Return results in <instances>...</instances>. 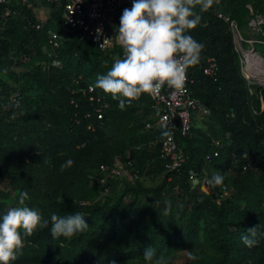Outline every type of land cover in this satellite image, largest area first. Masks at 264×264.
<instances>
[{
  "label": "trees",
  "instance_id": "obj_1",
  "mask_svg": "<svg viewBox=\"0 0 264 264\" xmlns=\"http://www.w3.org/2000/svg\"><path fill=\"white\" fill-rule=\"evenodd\" d=\"M248 1L225 0L222 9L240 25V11L249 14ZM18 6L22 14H12L8 18L2 17L3 6H0V71L9 75L14 83L11 86L7 80H2L0 88V182L9 184V188L0 187V212L9 208L6 201L11 194L16 198L14 207L20 195L26 192L25 204L38 209L44 219L50 221L53 213L63 216L80 212L89 225L82 233L58 239H53L50 223L46 228H37L32 235L23 237L24 247L12 264H131L144 259L147 246H152L156 254L190 250L201 244L204 215H210L213 225L205 231L204 239L218 256L201 264H264V175L257 171L264 168V110H261L258 93L260 86L255 84L256 93H250L247 79L237 70L239 53L234 48L232 32L228 23L215 15L211 0L204 8L195 5L199 22L189 30V34L203 45L198 62L191 66L195 77L192 88L220 122L222 132L206 133L205 139L193 140L191 133L199 129L193 123L189 135L179 136L183 142L187 141L188 145L182 150L188 159L181 174L173 175L170 181L166 174L164 185L169 184L171 190L177 186L179 196L185 198V202L180 203L178 215L187 217L184 231L180 230L172 207L165 209L156 205L151 212L143 209L141 220L134 214H127L121 202L97 199L100 188L94 179L99 165L111 162L114 156L122 155L130 145L139 142L132 138L138 130H142L139 140L143 142L155 135L153 128L146 127L150 118L136 120L134 128H128L124 121L116 124L114 120L121 114H131V120L140 111L143 114L152 112L153 100L148 93L126 104V111L119 114L117 100L97 88L110 107L101 120L102 125L91 130L88 123L93 119L85 113L89 101L82 94L71 91L75 86L73 78L80 74L95 84L97 76L105 74L113 64H105L103 60L120 58L119 43L104 53L92 43L74 36L59 50L62 67L50 65L52 68L48 69L41 62L36 66L35 75L43 81L48 92L39 99L30 100L20 83V66L24 59L21 54L24 60L29 59L27 62L33 59L34 52L49 60L45 52L48 30L60 28V12H53L43 28L37 30L32 27L36 21L32 8L19 2ZM209 56L212 60L207 63ZM212 63L214 74L210 76L204 69ZM17 89L22 93L18 105L11 101ZM72 97L77 99L78 107L70 103ZM249 99L252 101L251 114L247 106ZM230 112H234V117L228 115ZM107 125H111L114 132L112 143L103 135ZM214 137H222L225 145L219 148V155L207 163V154L216 149L212 144ZM128 139L132 141L130 144ZM134 157L142 170L151 164H159L164 170L158 149L152 151L145 147ZM67 159L74 163L61 171L60 165ZM244 165H247L246 170ZM211 166L221 173L234 167L238 173L233 178L234 198L216 201L208 193L191 187L188 169L203 171ZM126 184L124 192L135 198L141 191L157 194V190L142 188L140 184ZM251 228L261 230L253 237L256 242L248 246L242 237L251 236Z\"/></svg>",
  "mask_w": 264,
  "mask_h": 264
},
{
  "label": "built area",
  "instance_id": "obj_2",
  "mask_svg": "<svg viewBox=\"0 0 264 264\" xmlns=\"http://www.w3.org/2000/svg\"><path fill=\"white\" fill-rule=\"evenodd\" d=\"M41 1L45 6L46 18L36 14L35 7H33L34 4L38 6ZM224 1L211 0L215 15L222 18L229 25L235 50L239 54L245 53L247 50H252L257 54L256 43H264V0H249L246 3L249 10L247 36L243 33L238 21L222 9ZM18 2L27 4L28 7L32 8L36 16V21L32 24V27L37 30L43 28L52 17L53 12H60V28L48 30V47L45 49L48 57L50 56L49 65L55 67H62V59L59 54L50 52V49L59 51L76 35L81 40L92 43L101 52H109L115 43H118L116 38H112L109 27L119 25L123 10L132 6V0H0V6H3L2 17L8 18L12 14H22ZM113 36L115 37V35ZM246 44L249 45L247 50L245 48ZM122 56L123 50L120 58ZM244 63L243 59L242 65ZM213 65L212 63L205 67L204 73L212 76L214 74ZM245 78L251 86L254 78L251 79L246 75ZM194 82V68L189 66L182 89L176 90L165 86L159 91L148 93L153 103L151 118L146 122V127L153 128L155 135L145 142H135L121 155L122 157L117 156L113 161L103 162L99 165L94 179V182L100 188L99 196L108 192L112 182L119 180L125 174H129L131 180H140L143 170L137 165L134 154L136 150L145 147L152 151L158 149L159 158L165 173L168 174L169 181L174 174H181L188 159V156L182 150L183 141L181 137L191 133L193 117H199L200 119L210 113V109L195 95L192 88ZM73 84L75 86L71 90L72 93H80L89 101V107L85 113L86 117L93 120L88 123V128L95 130L102 125L101 120L104 119L110 103L94 86V83L84 78L82 74L73 78ZM21 99L22 93L20 89H17L11 95V101L18 105L21 103ZM70 103L75 107L79 106L75 97L71 98ZM228 115L234 117L235 114L230 112ZM212 144L216 149L213 153L207 154L206 162H210L214 156L219 155V148L223 147L225 142L223 138L214 137ZM246 169L247 165H244V170ZM187 176L190 184L198 185L199 189L213 198L220 193H229L226 184L218 186L208 183L210 175L205 168H203V171H199L190 167Z\"/></svg>",
  "mask_w": 264,
  "mask_h": 264
},
{
  "label": "clouds",
  "instance_id": "obj_3",
  "mask_svg": "<svg viewBox=\"0 0 264 264\" xmlns=\"http://www.w3.org/2000/svg\"><path fill=\"white\" fill-rule=\"evenodd\" d=\"M208 3L209 0H132L116 28L123 56L116 58L105 74L97 76L94 86L118 100L121 110L143 93L165 86L182 89L187 70L198 62L203 47L189 34L199 22L194 7L200 4L204 8ZM73 163L67 159L60 165L61 171ZM223 179L214 173L208 183L220 185ZM26 197L27 193H22L17 206L0 212V264H12L24 247L23 237L32 235L37 228H46L50 223L51 235L58 239L82 233L89 225L80 212L63 216L53 213L50 221L44 219L38 209L25 204ZM258 230L261 229L251 228V236L242 237L246 245L256 242L253 237ZM143 256L145 264H160L162 259L152 246L144 249Z\"/></svg>",
  "mask_w": 264,
  "mask_h": 264
},
{
  "label": "rangeland",
  "instance_id": "obj_4",
  "mask_svg": "<svg viewBox=\"0 0 264 264\" xmlns=\"http://www.w3.org/2000/svg\"><path fill=\"white\" fill-rule=\"evenodd\" d=\"M43 5H44V3H42V1H41L38 6H36L34 4L33 7H35L34 10H35L36 14H38L42 18H46L47 13L45 12V9H44L45 6H43ZM248 16H249V14L245 10L240 11V16H239L240 26H241V29L243 30V33L246 36L248 35L247 34L248 33V29H247L248 28ZM117 26L118 25L109 27V31L112 34V38H116V39H117V37H114L113 35L116 36V34H117V32H116ZM258 38H260V37H258ZM248 46L249 45L246 44V47H245L246 50L248 49ZM46 47H48V45H46ZM46 47H45V49H46ZM255 47L257 48V53L264 57V43L258 42V43H256ZM50 52H52V53L55 52V53L59 54L58 50L55 51V50L50 49ZM46 54H47V52H46ZM90 55H93V53H91ZM21 56H22V59L23 58L25 59V57L22 54H21ZM33 56H34L33 59L30 60L29 62H27L29 59L27 61L23 59V62H21V66H20V72L22 73L20 83L22 85V88L25 90L27 98H29L30 100L31 99L35 100L37 98L39 99V98H41V96H45L48 92L46 89V86L43 85V81L40 80L38 78V76L35 75V69L37 68L36 66L38 64H40V62H41L42 65H45V67H47L48 69L52 68L49 65V60L43 58L42 56L37 55L36 52H34ZM246 56H247V52L239 54L238 55L239 59L237 58V60L239 62L238 63L239 68L237 70H239V72L243 75L244 78H245V75H244L245 72H244V69L242 68V66H243L242 60L244 59V61L246 63V60H247ZM116 58H117L116 56H114L113 58L109 57V58H105L103 61L105 64H108V63L110 64V63H113ZM209 60H212L210 56L206 60L207 63ZM2 80H7V82H9L11 84V86H12V84H14L13 79L10 78L9 75L4 74L2 71H0V88H1V81ZM252 80H253V83L251 85L252 87L247 83V85L249 86L248 89H249L250 93H254L256 91L254 85L258 84L260 86V90L258 91V93H259V98L261 101V110H264V91H263L264 85L257 82L256 79H252ZM242 85H243V82H242ZM115 102H116V107L120 112L119 114H121V112L126 111V109L121 110L119 108L118 100ZM247 106L249 108V114H251L252 113V111H251L252 101L250 99L247 100ZM207 116H204L200 119H199V117L198 118L193 117V123H195L197 125V127L199 128L198 130L195 129L191 133L193 138H194L193 140L205 139L206 133H210L213 135L217 132H222L221 128H220L221 124H220V122H218V120L213 115V113L210 112ZM250 116L252 117L253 115H250ZM129 117H131V114H129V115H127V114L122 115L121 114L118 117H114V120H116L115 121L116 124H119L120 123L119 121L126 122L128 124V128H129V127H132L136 123V120H143V118L145 120H148L149 118H151V112H148L147 114H145V113L143 114V112L140 111L139 113H135V117L133 119L129 120ZM127 124H125V125H127ZM258 127L260 129L262 126L260 125ZM133 128H134V126H133ZM111 129H112L111 125H107V126H105V128H103V131H104L103 135L105 136V138L108 140L109 143H112L114 141V138H115L114 132H112ZM141 135H142V130H138L137 132H135L132 135V138L134 140H137L140 142L139 139H140ZM228 135L229 134H227V137H228ZM220 138H222V137H220ZM130 142H132V141H129V139H128L127 143L130 144ZM187 145H188L187 141H184L182 143L183 148H185ZM141 150L142 149H138L135 151V153H138ZM117 156L122 157L121 155H116V156H114L113 160ZM147 163H149V162H147ZM205 169L206 170L208 169L207 172L210 175V177L214 173L221 174L224 177L221 185L226 184L228 186V189H229L228 194L220 193L218 195H215L213 200L221 201V200H224L226 198H234V194L236 193V188H235V186H233V178L235 177L236 174H238V173H236V170L234 169V167L228 168L225 173L219 172L213 166H211L209 168L207 167ZM253 170H255V169L253 168ZM257 171L259 172L260 175H264V168H260ZM167 179H168V177H167ZM165 180H166V173L163 170V168L160 167L159 164H157V165L151 164L150 166H146L143 168V174H142L140 180H138V181L131 180V179H129V174H125L118 181L117 180L113 181L109 191L103 193L101 196L97 197V199L102 201V202H115V203L121 202V206L126 211L127 214H134L135 217H137L138 219H141V220H143V209L148 211V212H151L156 205L160 206L161 208H165V209L172 207L173 212L177 216L179 228L181 231H184L185 226L187 224V217L180 218L178 215H179L180 203L185 202V198H182L181 195L179 196V194H178L179 190H178L177 186H175V188L173 190H171L169 184L164 185ZM128 182H130L133 185L140 184V185H142V188L145 187L146 189L157 190V194H155L153 191H150V192L144 191V194H143V191H141V193L136 195V198H135L131 193L124 192V191H127L128 185L126 183H128ZM0 187L1 188H9V184L6 181L0 182ZM191 187L194 188V190H196V191L201 190V189H199V186L196 184H191ZM15 201H16L15 194H11V198L8 199L6 202L9 205V207H12L15 204ZM132 207H134V208H132ZM262 210L264 211V203L262 206ZM212 226L213 225L211 222L210 215H204V217L201 219V227H202V230L200 233L201 244H199L198 246H196L190 250H171V251H164L160 254H157V257H162V259L160 260V264H201L205 260H210L212 257L218 256L217 251L214 248H212L211 245L208 244L204 239L205 231ZM263 233H264V231H263ZM131 264H145V261H144V259H137V260L133 261ZM153 264H155V261L153 262Z\"/></svg>",
  "mask_w": 264,
  "mask_h": 264
},
{
  "label": "bare ground",
  "instance_id": "obj_5",
  "mask_svg": "<svg viewBox=\"0 0 264 264\" xmlns=\"http://www.w3.org/2000/svg\"><path fill=\"white\" fill-rule=\"evenodd\" d=\"M247 60L244 63L245 75L249 78H254L257 82L264 85V57L260 54H255L252 50H247Z\"/></svg>",
  "mask_w": 264,
  "mask_h": 264
}]
</instances>
